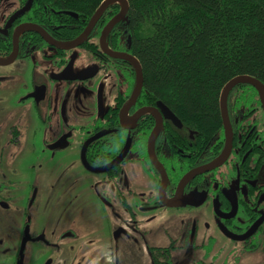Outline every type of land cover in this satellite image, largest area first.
Masks as SVG:
<instances>
[{
    "label": "flooded vegetation",
    "instance_id": "1",
    "mask_svg": "<svg viewBox=\"0 0 264 264\" xmlns=\"http://www.w3.org/2000/svg\"><path fill=\"white\" fill-rule=\"evenodd\" d=\"M27 2L0 0V264L144 251L150 264H264V80L232 86L222 110L226 83L212 129L191 130L141 91L130 103L125 18L105 31L120 3L72 47L95 12L79 23Z\"/></svg>",
    "mask_w": 264,
    "mask_h": 264
},
{
    "label": "trees",
    "instance_id": "2",
    "mask_svg": "<svg viewBox=\"0 0 264 264\" xmlns=\"http://www.w3.org/2000/svg\"><path fill=\"white\" fill-rule=\"evenodd\" d=\"M103 1L34 0V9L45 4L70 11L81 23ZM127 3L124 29L143 76L139 99L165 104L189 129H212L219 92L231 79L245 75L264 80V0Z\"/></svg>",
    "mask_w": 264,
    "mask_h": 264
},
{
    "label": "water",
    "instance_id": "3",
    "mask_svg": "<svg viewBox=\"0 0 264 264\" xmlns=\"http://www.w3.org/2000/svg\"><path fill=\"white\" fill-rule=\"evenodd\" d=\"M32 3V0H28V2L26 3L25 8L22 11L27 10L30 5ZM115 3H120L121 5V9L119 14L114 17L105 27V31H109L116 23H118L119 21H121L123 18H125L127 10H128V3L127 0H104L99 8L95 11V13L93 14V16L91 17L87 28L85 29V31L79 36L77 37L70 46L72 47H78L79 45L82 44V42L84 41L85 37L87 36V34L89 33V31L91 30V28L94 26V24L96 23L97 19L100 17L101 13L105 10V8L111 4H115ZM22 28H26L28 30H32L35 33L41 35L45 40L49 41V37L48 35L45 33V31H43L41 28H39L36 25H31L28 24L26 26H23ZM61 47V46H60ZM63 48V47H62ZM122 59L128 60L132 66L134 67L135 73H136V81H135V86L133 89V92L131 94L130 97V103H132L137 96L139 95L141 88H142V84H143V76H142V69L141 66L139 64V61L133 57V56H128V55H121L120 56ZM81 72L77 73L75 75V78L78 77L79 74H81ZM237 83H249L252 84L256 87L260 86V82L254 78H251L249 76H245V75H241V76H237L233 79H231L230 81L227 82V84L224 86L222 93H221V109L223 110V99H224V93L230 89L232 86H234ZM147 111V110H145ZM152 111V110H150ZM154 112H156L155 110H153ZM139 114V113H138ZM160 127V121L157 120V125L154 129V132H156Z\"/></svg>",
    "mask_w": 264,
    "mask_h": 264
},
{
    "label": "rangeland",
    "instance_id": "4",
    "mask_svg": "<svg viewBox=\"0 0 264 264\" xmlns=\"http://www.w3.org/2000/svg\"><path fill=\"white\" fill-rule=\"evenodd\" d=\"M94 242H95V239L92 240L91 246H95ZM131 256L132 257L127 258L125 261L121 260L119 264H150L149 256L146 251H144L142 255L136 254V255H131ZM96 258H98V256H96ZM178 259H179L178 257H173L174 261H177Z\"/></svg>",
    "mask_w": 264,
    "mask_h": 264
}]
</instances>
